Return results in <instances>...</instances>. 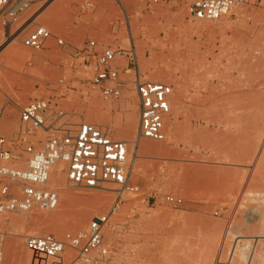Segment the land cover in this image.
Wrapping results in <instances>:
<instances>
[{"label":"rangeland","instance_id":"374dc122","mask_svg":"<svg viewBox=\"0 0 264 264\" xmlns=\"http://www.w3.org/2000/svg\"><path fill=\"white\" fill-rule=\"evenodd\" d=\"M193 1L161 0L149 9L144 0H64L60 18L53 15L62 26L54 29L51 15L59 0H29L19 29L9 32L0 25V106L4 108L0 135L14 137L22 108L34 99L50 98L74 113V121L110 127L113 138L127 140L129 149L138 141L168 142L165 154L140 156L143 168L136 177L130 172L134 152L128 151L129 181L136 192L124 195L104 229V242L111 250L108 264H233L232 259L234 264H264V0H245L217 21L192 18ZM38 25L50 29L53 36L42 50L32 51L22 39ZM56 37L63 38L65 45H58ZM88 39L95 40L98 48L121 49L120 75L127 83L120 97L104 99L90 86L94 66L78 57ZM12 48L22 50V56L9 61L6 55ZM131 55L136 57V73ZM158 70L163 71L162 78L152 77ZM9 73L27 78L30 85L23 90L18 85L21 79L16 82ZM135 77L173 88L163 141L138 139ZM27 90V101L18 105V95ZM94 101L103 104L98 117L89 112ZM127 114H134L138 122L130 139L120 137ZM170 121H175V130L168 138ZM48 134L39 129L28 140L39 148ZM186 166L201 170L190 172ZM63 168L64 188L53 182L55 166L48 187L56 189L60 199L67 191L99 196L103 208L80 229L73 222L89 206L85 200L61 206L59 201L53 210L0 211L2 264L43 263L41 255L26 247L27 236L51 233L63 238L85 229L114 205L118 185L72 187ZM166 194L182 198V203L169 205ZM76 255L67 249L66 263Z\"/></svg>","mask_w":264,"mask_h":264},{"label":"built area","instance_id":"2783aa9c","mask_svg":"<svg viewBox=\"0 0 264 264\" xmlns=\"http://www.w3.org/2000/svg\"><path fill=\"white\" fill-rule=\"evenodd\" d=\"M147 8L161 0H144ZM245 0H194L189 5V15L195 19L217 21L228 16ZM29 0H0V25L19 29L21 20L29 7ZM50 29L38 25L27 31L22 44L40 51L52 38ZM58 45H65L56 37ZM121 49L104 46L88 39L78 52V57L94 66L89 79L90 86L104 99L118 98L127 80L120 75ZM138 71L136 57L131 55ZM138 98V139L163 141L165 121L171 113L170 84L154 81H132ZM72 112L65 111L57 102L48 98L34 99L22 108L20 129L12 138L0 135V211L27 213L34 207L55 209L60 201L56 189L48 187L49 177L57 163L64 164L66 182L72 187L99 188L105 182L118 185L114 205L107 213L95 216L88 226L63 238L54 234L29 235L25 245L33 253L44 258V264H67V249L76 252L75 261L80 264H108L111 250L104 242V229L110 216L118 208L126 194L136 192L129 181L128 144L113 138L110 127L94 122L74 121ZM4 108L0 106V123ZM42 129L49 134L37 148L28 136ZM24 155H26L24 157ZM22 165V166H21ZM164 200L174 207L182 198L166 194ZM3 259V243L0 241V264Z\"/></svg>","mask_w":264,"mask_h":264},{"label":"bare ground","instance_id":"6f19581e","mask_svg":"<svg viewBox=\"0 0 264 264\" xmlns=\"http://www.w3.org/2000/svg\"><path fill=\"white\" fill-rule=\"evenodd\" d=\"M49 1V0H47ZM67 1V0H66ZM253 1V0H252ZM58 2V0H57ZM43 3V2H41ZM253 4V2H252ZM42 6V5H41ZM40 7V6H39ZM62 9H64V0H59L58 3H56V6H54V9L52 10L53 13L55 14H52L51 13L49 14V16L51 15L52 18H53V15L56 16V19L59 17L58 13H60L62 15V13L64 11H62ZM51 11V10H50ZM62 12V13H61ZM262 13H264V11H262ZM41 14V13H40ZM58 17H57V15ZM49 16H47L46 18H48ZM55 16L53 18V22L51 20V27H53L54 29L55 28H58L60 26H62V21L60 22L59 20H55ZM44 18V17H43ZM45 18V19H46ZM60 18V17H59ZM44 19V20H45ZM47 24V22H46ZM264 25V24H263ZM64 26V25H63ZM25 29V28H24ZM22 32V30L20 32H16V36L15 37H18V35H20V33ZM2 35V30H0V37ZM2 38V37H1ZM15 40V39H14ZM1 48V47H0ZM7 57V60H12L14 58H18V57H21L22 56V50H17L16 48H12V50L8 53V55H6ZM6 60V59H5ZM7 63V61H5ZM3 72V71H2ZM163 71L162 70H158V71H153L152 72V77H157L159 76L160 78H162L161 76L164 75L162 73ZM5 74V73H4ZM162 74V75H161ZM7 76L9 78H11L12 80H15L17 82V80L21 79V82L18 84L20 86H22V89L24 88L25 90L27 89V85H30V81L25 78V77H13L14 75H11L10 73L7 74ZM32 87V86H31ZM30 87H28V90H29ZM23 89V90H24ZM33 89V88H32ZM27 91H24V93L22 94H19L18 95V99L16 100V103L18 105H22L23 103H25L28 99V94L25 93V92H28ZM0 96H2V94H0ZM198 96V95H197ZM103 105V104H102ZM102 105L98 102H95L92 104V109L89 111L91 114L94 115V117H98L99 115H101V109H102ZM23 106V105H22ZM177 106V105H176ZM17 107V106H16ZM90 114V116H91ZM134 114H127L126 116V119H125V122H124V125L122 127H120V131H121V134H120V137H126V138H132L134 136V134H136V126L138 124L137 120H136V116L134 117L133 116ZM197 116V115H196ZM199 118V117H198ZM197 118V119H198ZM196 120V119H195ZM167 121V120H166ZM101 122V121H100ZM169 125V124H168ZM170 129L168 130V134H167V137L168 138H171L170 137V134H171V131L174 129V125H175V121H170ZM10 127V126H9ZM175 130V129H174ZM166 133V132H165ZM125 139V138H124ZM127 141V140H126ZM133 141V140H131ZM134 142V141H133ZM131 143V142H130ZM161 143V142H160ZM167 141L164 142V143H161V144H153V143H150V142H147V141H143V142H135L133 145H130L132 147V149H129L128 151L130 152L131 150L134 152V157L132 159V164H131V168H130V172L131 174L133 175V177L135 176H138L140 171L142 170L143 168V164L141 160H139L140 156H143L142 154H147V153H151V154H154V155H162V154H165L167 151H168V146H167ZM132 154V153H131ZM130 155V154H129ZM64 166V164L62 163H57L55 164V167H56V172H54V179H53V182L55 185H58V187L60 186H63V176L61 174V171H62V167ZM186 169H189L188 171L192 170L194 171L195 173L196 172H199V170H201L199 166H186L185 167ZM64 169V168H63ZM190 171V172H192ZM51 175V174H50ZM184 180V179H183ZM186 180L190 181L192 180V177H186ZM59 187V188H60ZM57 188V187H56ZM58 188V189H59ZM62 188V187H61ZM64 188V186H63ZM64 190V189H63ZM67 191V190H66ZM62 193V192H61ZM62 197L60 199V206L63 202H67V201H72V200H75V199H80L81 201L85 200L86 202H90L89 203V206L87 208H85L82 212H80V214H78L77 216H75L76 218L74 219V222H73V226L75 228H82L84 226V224H86V222L88 221V219L90 218L91 214L94 213L95 211H99L103 208L104 206V203L102 202V198L99 197V196H94V195H90V194H86V193H76V194H72L71 192H63L62 193ZM59 206V207H60ZM63 206V205H62ZM64 207V206H63ZM127 208V207H126ZM126 208L124 210H126ZM61 209V208H60ZM220 234V233H219ZM217 235V234H216ZM219 237V236H218ZM220 238V237H219ZM217 242V241H216ZM222 244V243H221ZM218 246V245H217ZM227 246V244H226ZM213 248V247H212ZM217 248V247H216ZM228 248V247H227ZM215 249V248H214ZM212 250V249H211ZM228 250V249H227ZM217 251V250H215ZM224 251V250H223ZM227 252V251H226ZM248 252V251H247ZM246 252V253H247ZM253 252V251H252ZM258 250L254 247V254H258ZM234 253V252H233ZM215 254V253H214ZM264 254V253H263ZM225 255V254H224ZM238 254H236L237 256ZM234 256V258L236 257ZM222 257V255H221ZM246 257H247V254H246ZM249 257V256H248ZM247 257V258H248ZM223 258V257H222ZM221 259V258H220ZM224 261V260H223ZM233 261L234 263H236L233 259L231 260ZM240 261V260H239ZM221 262H222V259H221ZM220 262V263H221ZM238 262V261H237ZM211 263V262H210ZM223 263V262H222ZM221 263V264H222ZM233 263V264H234ZM37 264H44V262L42 263V261L38 260V263ZM223 264H226L223 263Z\"/></svg>","mask_w":264,"mask_h":264}]
</instances>
